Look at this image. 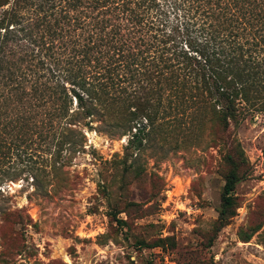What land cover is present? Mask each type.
I'll use <instances>...</instances> for the list:
<instances>
[{"label":"trees","instance_id":"1","mask_svg":"<svg viewBox=\"0 0 264 264\" xmlns=\"http://www.w3.org/2000/svg\"><path fill=\"white\" fill-rule=\"evenodd\" d=\"M263 113L264 0H0V203L10 182L59 181L84 130L126 136L123 173L139 178L162 125L208 120L224 135L223 227L247 166L229 129Z\"/></svg>","mask_w":264,"mask_h":264},{"label":"rangeland","instance_id":"2","mask_svg":"<svg viewBox=\"0 0 264 264\" xmlns=\"http://www.w3.org/2000/svg\"><path fill=\"white\" fill-rule=\"evenodd\" d=\"M169 128L137 157L139 178L123 173L126 136L84 130L82 146L63 153L69 163L55 184L4 185L0 206L29 219L0 220V264H264V113L229 129L247 166L223 227L224 135L208 120L189 134Z\"/></svg>","mask_w":264,"mask_h":264}]
</instances>
